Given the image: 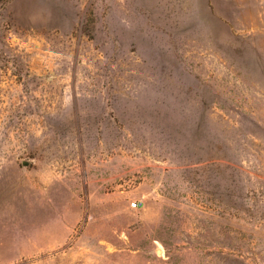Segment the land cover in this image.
<instances>
[{"label": "rangeland", "instance_id": "1", "mask_svg": "<svg viewBox=\"0 0 264 264\" xmlns=\"http://www.w3.org/2000/svg\"><path fill=\"white\" fill-rule=\"evenodd\" d=\"M0 264H264V0H0Z\"/></svg>", "mask_w": 264, "mask_h": 264}, {"label": "built area", "instance_id": "2", "mask_svg": "<svg viewBox=\"0 0 264 264\" xmlns=\"http://www.w3.org/2000/svg\"><path fill=\"white\" fill-rule=\"evenodd\" d=\"M140 207H141V204L140 203H133V204H131V208L133 210H138V209H140Z\"/></svg>", "mask_w": 264, "mask_h": 264}]
</instances>
